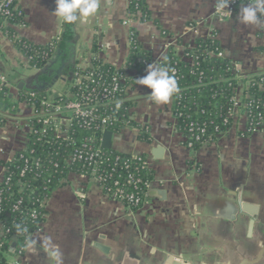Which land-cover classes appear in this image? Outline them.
Segmentation results:
<instances>
[{
  "label": "crops",
  "instance_id": "crops-1",
  "mask_svg": "<svg viewBox=\"0 0 264 264\" xmlns=\"http://www.w3.org/2000/svg\"><path fill=\"white\" fill-rule=\"evenodd\" d=\"M130 1L101 0L100 9L86 23L64 24L52 15L54 0H16L24 21L23 26L12 27L16 35L40 46L56 40L58 46L47 72L32 69L13 77L12 71L25 59L0 29V76L9 81L8 103H0V182L4 164L29 144L34 111L19 100V93L45 91L50 100L69 98L71 67L88 68L95 57L116 69L125 68L132 31L149 57L148 65L159 67L170 49L183 58L196 40L213 37L243 75L264 70V23L240 24L238 14L244 5L220 22L213 16L217 0H146L151 20L126 26ZM148 65L128 69L124 82L129 118L147 131L149 141H140L138 128L126 125L113 134L110 148L145 156L153 172L148 191L160 194L146 196L142 207L130 212L107 198L95 181L69 174L45 201L44 221L29 238L36 241L37 252L26 248L21 264H53L40 243L45 236L59 245L63 264H168L169 258L187 264H239L256 257L264 243V126L260 133L241 136L246 118L235 111L224 136L188 149L176 129L172 97L156 105L147 95L150 90L136 84ZM241 96L240 87L236 101ZM64 117L65 128L68 114ZM250 208H255L254 216L246 212ZM96 245L106 247L107 254ZM257 264H264V255Z\"/></svg>",
  "mask_w": 264,
  "mask_h": 264
},
{
  "label": "trees",
  "instance_id": "trees-1",
  "mask_svg": "<svg viewBox=\"0 0 264 264\" xmlns=\"http://www.w3.org/2000/svg\"><path fill=\"white\" fill-rule=\"evenodd\" d=\"M127 12L139 22L151 20L146 0H132ZM2 21H6L8 26H3ZM23 25V14L18 6L14 10L8 8V14L0 17V29L12 42L17 52L29 60L34 70H44L53 58L58 43L54 40L50 44L40 46L18 37L12 27ZM218 52H221V49L216 40L198 39L192 48L184 50L183 58L173 49L168 50L159 65L175 69L170 74L176 77L180 90L172 96L171 112L176 120L177 132L189 137V141L191 134L199 136V140L192 144L193 150L216 142L219 139L216 136L217 133H224L230 128L232 119L227 116L233 109V98L240 84L243 85L244 92L241 103L247 105V108L241 107L240 113L247 115V127L264 124V70L262 73L253 75L240 73V79H237L236 63L227 58L217 57ZM143 62L149 63V57L140 50L136 41L130 50L126 68L141 70L144 68ZM92 66V69L85 71L86 75H91V82H85V85L95 88L97 92H100L102 88H110L113 78L123 76L122 69L107 65L96 57L92 61ZM75 71L76 68L73 65L70 70V81ZM125 87V82L119 85L118 91L112 94L111 98L116 100L125 97ZM76 91V88H71V92ZM6 94L7 89H3L0 93V103H8ZM30 94H34V97ZM46 98L45 91L25 90L19 93V100L28 106L32 103L38 106L39 102ZM60 100L62 98L56 99L55 102ZM129 106V103H121L116 108V122L108 130L117 134L124 126L133 125L139 130L138 139L148 142L147 131L131 122L127 113ZM106 113H109V110H96L95 115L98 119L90 129L73 121L64 140L53 136L51 126L45 128L44 135H28L27 149L17 153L10 162L4 164L5 175L0 182V219L6 229L15 233L17 232L15 226L20 224L28 229L27 233H23L25 236L40 230L44 221L41 215L46 214L40 205L41 200L47 199L53 189L62 186L69 174L87 175L89 173L91 165L84 161L66 163L67 157L81 150V146L87 143V139L91 140L87 143L88 147L92 150H100V155L96 159V169L99 173L110 174L105 180L106 185L112 190L119 188L130 193L131 187L125 184L124 178L131 174L142 182L138 185L137 191L142 200L141 204L138 207H131V210L135 212L145 203L147 190L143 188V183L152 180L153 172L144 166L145 156L138 160L130 155L117 153L111 148L101 147L100 133L94 127L99 123V118ZM31 124L35 129L40 130L41 126L36 119H32ZM190 128H193L192 132H189ZM215 128H217L216 131ZM198 129H203L204 133L200 134ZM240 134L249 136L247 133ZM115 182L118 183L117 186H114ZM18 201H20L19 209L14 211L12 207ZM32 212L37 214V218H31ZM7 240L9 235H6L5 242L0 246V264H7L8 258L15 252L10 251ZM27 241L25 237L19 239L18 245H26Z\"/></svg>",
  "mask_w": 264,
  "mask_h": 264
},
{
  "label": "built area",
  "instance_id": "built-area-1",
  "mask_svg": "<svg viewBox=\"0 0 264 264\" xmlns=\"http://www.w3.org/2000/svg\"><path fill=\"white\" fill-rule=\"evenodd\" d=\"M254 3H255V0H231L229 4V8L224 11L218 12L215 7L213 11V16L217 21L223 22L232 17V15L234 14L238 6L246 5V4H254ZM16 7H17L16 0H0V17L8 14V8H12L14 10ZM229 11H230V15L228 14ZM258 15L260 19L264 22L263 12L259 13ZM132 22H139V20L133 19L131 14L127 12V17L124 19L123 25L127 26ZM2 25L8 26V23L6 21H2ZM134 35L135 34L132 31L130 33V39H131L130 50L132 49L133 44L136 42V37ZM207 39L212 40L213 37H210ZM202 40H206V39H202ZM216 56L225 58L223 56L222 51L218 52ZM24 59H25L24 63L20 65L14 71H12L11 74L13 77L21 76L24 74V72H27L28 70L33 69L32 66L29 64V60L27 58H24ZM143 65L145 68L148 65V63L143 62ZM75 68H76V71L73 73L72 79L70 81L71 86H70L69 98H62V100H60L59 102H55L54 100H50L47 97L46 99L41 100L38 106H36L34 103L30 105V107L34 111V115H33L34 117L32 119H36V122L41 126L40 130L35 129L31 124V120H32L31 119L29 122V129H30L29 135L30 136L44 135L45 128L47 126H51L53 129V136L64 140L67 138L68 129L73 121H77L81 126L86 127L87 129H90L93 123H95V120L98 119V117L95 115V112L98 109H103L104 111L109 110V113H106L101 118H99V123L95 125L94 127L95 130L99 131L100 138L105 131H110L108 130V128L113 126L114 123L116 122V114H117L116 108H118L121 103H128V101L126 100V97L113 100L111 98V95L118 91L119 85L124 84V81H125L124 75H125V72L129 68H126V67L123 68L122 69L123 76L113 78L111 82V87L102 88L100 92H97L96 89L91 86L85 85V82H91V75L90 74L86 75L85 71H87L88 69H92L93 68L92 65L85 69L78 68L76 66ZM235 71L237 73V79H240L239 74L241 72L237 64L235 65ZM8 85H9L8 78L4 76H0V93L2 92L3 89H7ZM240 87L242 90V96L240 98V101L239 102L236 101L235 95H234L233 109L231 110V112H229L227 116L231 119H233L235 111L240 113L241 107L247 108V105L245 104L243 105L241 103V100L244 96L243 85L240 84L237 87L236 91ZM71 88H76L77 91L73 93L71 92ZM30 95L31 97H34V94H30ZM129 109L130 108H127V113ZM66 113L68 114V119H67L68 126L64 128V122H65L64 114ZM240 114L244 115L246 118V128L242 133H247L251 135V134L261 132L264 124L261 126L248 128L247 127V121H248L247 115L245 113H240ZM192 130L193 128H190L189 132H192ZM198 130L200 134L204 133L203 129H198ZM216 130L217 128H215V131ZM226 132L227 131H225L224 133L219 132L217 133L216 136L220 138L224 136ZM61 133H65V135L61 136ZM241 136H244V135L242 134ZM184 139H185L186 147L190 150H193L192 144L194 141L199 140V136L195 134H191L190 141L188 140L189 137L187 136H184ZM86 141L87 143H89L91 140L87 139ZM87 143L81 146V150L74 152L73 154H70L66 159V163L70 164L73 161H84L89 166L91 165V169L89 173L83 176H85L87 179L95 181L97 184L100 185L104 195L107 198L123 204L126 207V209L131 212L132 211L131 207H138L142 201L140 196H138L137 194L138 185L142 184L141 180L135 179L131 174H128L127 176H125L124 178L125 184L131 187L130 193H126L123 189H119V188L114 189V190L109 188L106 185L105 180L107 176L110 174L99 173L98 170L96 169V165H97L96 159L100 155V150L99 149L92 150L91 147H88ZM130 156L140 160V158L143 155L135 154V155H130ZM143 164L145 167L149 168L146 157L143 160ZM119 177L120 176H118V178ZM150 182L143 183V188L147 191L149 190ZM117 184L118 183L115 182L114 186H117ZM46 200L47 199L43 198L40 202V205L44 209V211H45V201ZM19 205H20V201L16 202V204L12 207V209L14 211H17L19 209ZM142 205L138 209H140ZM44 216L45 215H41L42 218H44ZM31 218H34V219L37 218V214L35 212H32ZM0 227L2 228V236L0 237V246H2L3 243L5 242L4 240L6 239V235H9V240H7L8 246L10 248V251H13V250L15 251L13 256L8 258L7 264H21L23 254L26 249V245H23V246L21 244L18 245V241L19 239H22L24 237L29 240L30 235L32 233L26 236L23 234H19L18 232L11 233L10 229L5 228L4 223L1 219H0ZM13 239H15V242H13Z\"/></svg>",
  "mask_w": 264,
  "mask_h": 264
},
{
  "label": "clouds",
  "instance_id": "clouds-1",
  "mask_svg": "<svg viewBox=\"0 0 264 264\" xmlns=\"http://www.w3.org/2000/svg\"><path fill=\"white\" fill-rule=\"evenodd\" d=\"M55 7L52 11L54 17L59 18L64 24H73L79 21L86 23L101 7V0H54ZM231 0H217L218 12L229 8ZM264 12V0H255L254 4H246L240 8L238 21L244 26H260L262 23L259 13ZM230 15V11L228 13ZM146 75L136 80V84L149 89V99L156 105H163L179 92L178 82L173 73L175 69L149 64ZM19 234L27 233L28 229L20 224L15 226ZM41 246L47 252L53 264H63V254L58 244L54 243L51 236L41 237ZM36 241L29 239L26 248L30 253H36Z\"/></svg>",
  "mask_w": 264,
  "mask_h": 264
},
{
  "label": "water",
  "instance_id": "water-1",
  "mask_svg": "<svg viewBox=\"0 0 264 264\" xmlns=\"http://www.w3.org/2000/svg\"><path fill=\"white\" fill-rule=\"evenodd\" d=\"M23 87H24V83H21V89ZM51 93L54 95V98H56L54 91H51ZM112 137H113L112 132L105 131L101 136V143H100L101 147L104 149H109L111 147ZM152 194H156L158 196L160 194V192H156V193H155V191H147L146 192L147 197H150ZM246 212L251 216H254L256 214L255 208L247 209ZM253 227H254V219L252 218L249 221V225H248V229H247V237L249 239L252 236ZM13 242H15V239H13ZM96 248L103 254H107V252H108V249L106 247L96 245ZM263 255H264V243L260 242L259 251H258L256 257L254 259H242L239 264H257L261 261ZM167 263L168 264H187V263H182V262L176 261L173 258H169L167 260Z\"/></svg>",
  "mask_w": 264,
  "mask_h": 264
},
{
  "label": "rangeland",
  "instance_id": "rangeland-1",
  "mask_svg": "<svg viewBox=\"0 0 264 264\" xmlns=\"http://www.w3.org/2000/svg\"><path fill=\"white\" fill-rule=\"evenodd\" d=\"M53 68H54V66H53ZM40 72V74H42V73H45V72H47V70L46 69H44V70H41V71H39Z\"/></svg>",
  "mask_w": 264,
  "mask_h": 264
}]
</instances>
